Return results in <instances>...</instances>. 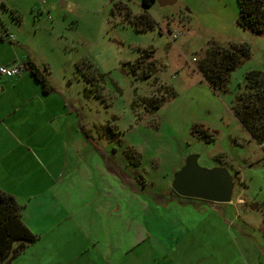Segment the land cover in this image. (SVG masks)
Masks as SVG:
<instances>
[{"label":"rangeland","instance_id":"374dc122","mask_svg":"<svg viewBox=\"0 0 264 264\" xmlns=\"http://www.w3.org/2000/svg\"><path fill=\"white\" fill-rule=\"evenodd\" d=\"M119 4L142 11L141 0H0L1 15L73 108L88 144L86 175L61 201L65 214L46 215L66 216L61 230L42 224L44 238L12 263L264 264V147L232 110L245 74L264 72V33L237 24V0H157L148 31H137ZM231 43L247 44L251 55L231 72L226 91L214 90L197 63L209 46ZM148 49L156 66L144 78L130 67ZM154 97L165 101L152 111L143 100ZM193 154L200 167L232 176L230 203L172 190Z\"/></svg>","mask_w":264,"mask_h":264},{"label":"crops","instance_id":"0c3cea01","mask_svg":"<svg viewBox=\"0 0 264 264\" xmlns=\"http://www.w3.org/2000/svg\"><path fill=\"white\" fill-rule=\"evenodd\" d=\"M0 19L7 29L1 34L0 66H25L31 60L40 68L26 41L14 31V18L9 20L0 13ZM7 35H13L14 40H8ZM51 86L45 92L26 67L15 77L0 76V189L23 205L21 220L38 240L44 238L42 224L50 221L58 226L67 218L51 221L46 215L65 214L61 201L65 202L68 188H76L79 178L86 175L82 165L87 159L83 160L81 153L88 144L82 127L73 108L69 110ZM106 160L108 170L116 172Z\"/></svg>","mask_w":264,"mask_h":264},{"label":"trees","instance_id":"16d2710c","mask_svg":"<svg viewBox=\"0 0 264 264\" xmlns=\"http://www.w3.org/2000/svg\"><path fill=\"white\" fill-rule=\"evenodd\" d=\"M157 0H141L142 11L133 15L127 5L119 4L115 8L125 10V17L137 31H148L155 27V21L149 14L148 9ZM239 14L237 24L243 29L250 30L255 34L264 33V0H237ZM4 6V4H3ZM6 9V7L4 6ZM13 18L19 19L16 11L10 10ZM7 31L0 19L1 34ZM9 36V35H7ZM154 50H145L138 60L131 64V71L140 70L143 77L147 78L154 73L155 62L150 60ZM251 55L247 44L231 43L229 47L213 44L209 46L200 61L197 70L214 90L226 91L229 76L244 59ZM29 69L32 76L39 82L45 92L52 89L46 74L31 60L23 65ZM47 72V68H44ZM95 76V75H94ZM244 88L237 95L232 110L242 127L250 137L259 145L264 143V72L249 71L245 74ZM170 91V96L175 92ZM149 103V108L157 110L164 98L144 99ZM207 141H213V134L208 130H198ZM23 205L16 198L0 189V264H12L13 259L19 256L25 248L38 240V236L32 233L22 222L21 214Z\"/></svg>","mask_w":264,"mask_h":264},{"label":"water","instance_id":"95a60500","mask_svg":"<svg viewBox=\"0 0 264 264\" xmlns=\"http://www.w3.org/2000/svg\"><path fill=\"white\" fill-rule=\"evenodd\" d=\"M198 156L189 155L183 167L174 174L172 190L184 198L226 204L231 202L233 178L224 168L205 169Z\"/></svg>","mask_w":264,"mask_h":264},{"label":"built area","instance_id":"2783aa9c","mask_svg":"<svg viewBox=\"0 0 264 264\" xmlns=\"http://www.w3.org/2000/svg\"><path fill=\"white\" fill-rule=\"evenodd\" d=\"M177 37H178L177 33L173 35V39H176ZM7 39L10 41H13L14 36L9 35L7 36ZM22 70H23V65L19 63L13 64L10 66H0V76L15 77L19 75ZM262 146L264 147V143L262 144Z\"/></svg>","mask_w":264,"mask_h":264}]
</instances>
